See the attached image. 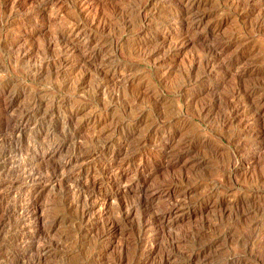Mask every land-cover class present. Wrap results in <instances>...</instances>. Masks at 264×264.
Listing matches in <instances>:
<instances>
[{
  "label": "rangeland",
  "instance_id": "obj_1",
  "mask_svg": "<svg viewBox=\"0 0 264 264\" xmlns=\"http://www.w3.org/2000/svg\"><path fill=\"white\" fill-rule=\"evenodd\" d=\"M25 111L46 264H264V0H0V146Z\"/></svg>",
  "mask_w": 264,
  "mask_h": 264
},
{
  "label": "bare ground",
  "instance_id": "obj_2",
  "mask_svg": "<svg viewBox=\"0 0 264 264\" xmlns=\"http://www.w3.org/2000/svg\"><path fill=\"white\" fill-rule=\"evenodd\" d=\"M33 116H35L34 112L25 111L19 117H16L11 127V133L7 132L10 134L9 137L3 145L0 146V190H4L9 196L15 192L14 195L9 197L8 205L5 209L7 212H10L7 214L8 219L12 217L15 218V225L12 227V230L14 231L13 235L17 237L19 236L22 240L21 242H23L20 244L19 249L26 253V256L24 255L23 259L27 260L23 261L25 264L29 262H31V264H46V252L52 247L53 241H48L47 244L42 236L39 237V243L36 247L29 242L30 239L32 241V238L34 240V237L36 236V233L32 228H34V224L40 218L37 214L38 209L36 203L28 202L21 207H17L13 204L15 200L12 204L10 203L11 200L16 197L17 191L22 190L23 188L27 191H31L34 188L45 187L47 184L56 186L58 182H63L70 176L65 173L64 164H57L56 166L46 165L47 167H42L39 163L36 164L35 162H30L28 160L26 151L33 147H37L40 143L36 137L32 136L35 135L33 132H37L36 125L33 128L29 126ZM36 120L39 119H35V122ZM55 136L56 135H54L53 132H47L41 141L45 147L50 148L55 152H59L62 149L63 144H57ZM79 200H84L85 203H87L89 197L81 195L77 201Z\"/></svg>",
  "mask_w": 264,
  "mask_h": 264
}]
</instances>
